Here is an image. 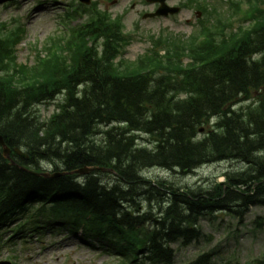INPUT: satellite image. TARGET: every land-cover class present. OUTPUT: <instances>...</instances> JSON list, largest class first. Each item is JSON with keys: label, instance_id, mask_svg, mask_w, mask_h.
<instances>
[{"label": "trees", "instance_id": "16d2710c", "mask_svg": "<svg viewBox=\"0 0 264 264\" xmlns=\"http://www.w3.org/2000/svg\"><path fill=\"white\" fill-rule=\"evenodd\" d=\"M188 1L207 15L205 41L153 39L155 49L135 62L124 58L132 39L107 14L64 46L54 42L56 52L35 67L17 63L21 31L0 36V136L15 162L0 147V220L40 200L41 214L86 235L103 229L126 242L125 256L149 252L140 264H166L169 245L196 239L203 217L230 210L242 222L264 206V0H246L245 30L217 2ZM253 93L257 103L234 110ZM61 94L59 113L42 120L34 110ZM225 161L240 168L208 188L146 176ZM43 165L74 174L35 175ZM82 169L92 171L75 173Z\"/></svg>", "mask_w": 264, "mask_h": 264}, {"label": "rangeland", "instance_id": "374dc122", "mask_svg": "<svg viewBox=\"0 0 264 264\" xmlns=\"http://www.w3.org/2000/svg\"><path fill=\"white\" fill-rule=\"evenodd\" d=\"M94 1L100 4L101 10L108 11L114 17L122 15L127 33H132L134 29H138L132 33L135 40L127 51L126 57L130 60H135L152 48L149 39L151 35H158L162 31H167L188 38L196 30L198 19L203 16L202 13H199L200 11L193 7L182 8V4L186 0H170L169 5L180 7L181 12L176 16L159 19L143 18L145 14L155 12L157 9V6L147 4L145 0ZM207 1L212 6L217 2L221 10L224 8L221 6L220 0ZM37 3L39 0H15L13 2L4 0L0 2V22H7L10 27L19 24L24 26L25 34L17 49V55L19 63L27 65H33L36 62L37 52L33 47L37 46L40 50L48 37L54 35L58 28L60 33L63 31L59 25L60 15L65 9L69 10L71 0H48L44 3L46 5L40 4L39 7ZM230 4H232L231 0H225V10H229L226 7ZM77 24L80 22L77 21L73 26ZM258 95L259 93H253L250 101L236 106L234 110L238 111L242 107L257 103L260 97ZM56 103L41 105L34 111H37L41 118L47 120L57 111ZM209 129L207 127V130ZM45 166L49 168L48 172L53 170V168L50 170V166ZM238 166L239 164L235 162H222L202 167L191 175L153 169L148 170L146 176L151 179H166L182 187L198 188L200 184H208L210 187L216 179L224 180L223 173L225 171H233L240 168ZM102 178L105 181L111 180L108 176H102ZM21 218L22 215H19L0 231V242L8 239L9 230H12ZM201 224L205 235L211 240L198 242L188 248H180L178 245H174L173 248L177 251L176 260L178 264L190 262L211 250L216 252L212 264H246L264 255V207L251 208L242 224L228 213L215 215L212 219L207 218ZM85 242L80 234L73 235L67 228H51L40 231V233H28L24 240L17 235L14 242L8 243L7 241L8 244L5 245L2 243L0 261L8 259L15 264L119 263L115 255L105 251L107 244L103 245L102 242L96 240L88 243L91 246Z\"/></svg>", "mask_w": 264, "mask_h": 264}, {"label": "water", "instance_id": "95a60500", "mask_svg": "<svg viewBox=\"0 0 264 264\" xmlns=\"http://www.w3.org/2000/svg\"><path fill=\"white\" fill-rule=\"evenodd\" d=\"M148 1H150V2H160L162 4L161 9L156 14L157 16L175 14V13H177L179 11L178 9H169L168 7H166V5H165V1L166 0H148ZM0 142L3 143L2 137H0Z\"/></svg>", "mask_w": 264, "mask_h": 264}]
</instances>
